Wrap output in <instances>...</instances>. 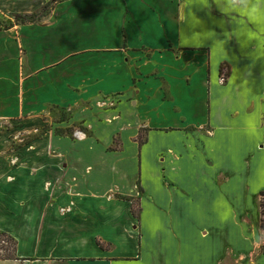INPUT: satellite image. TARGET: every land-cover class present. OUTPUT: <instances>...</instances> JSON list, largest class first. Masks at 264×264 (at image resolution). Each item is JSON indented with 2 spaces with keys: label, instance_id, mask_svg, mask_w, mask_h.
Segmentation results:
<instances>
[{
  "label": "crops",
  "instance_id": "crops-1",
  "mask_svg": "<svg viewBox=\"0 0 264 264\" xmlns=\"http://www.w3.org/2000/svg\"><path fill=\"white\" fill-rule=\"evenodd\" d=\"M49 1L0 30V264H264V0H0V17Z\"/></svg>",
  "mask_w": 264,
  "mask_h": 264
},
{
  "label": "trees",
  "instance_id": "trees-1",
  "mask_svg": "<svg viewBox=\"0 0 264 264\" xmlns=\"http://www.w3.org/2000/svg\"><path fill=\"white\" fill-rule=\"evenodd\" d=\"M54 2L49 1L43 8L42 10L37 13V14H32V15H15L12 17V21H10V23L7 26L1 27L0 30H8L10 29V27H13L14 25H24V24H33V23H37V22H41L43 20H45L46 18L49 17L50 13H51V9L53 7ZM224 71V72H223ZM229 67H227L226 65H221L220 67V74L221 76L223 75L225 77V79L229 76ZM47 128H44L42 131H46ZM77 131L80 133H83L87 136L91 135V132L83 127L82 125L77 127ZM62 132V134H65L67 136H69L71 139L74 138V133L75 131L71 128V129H67L64 131H59ZM42 133V132H41ZM141 136H139V142H141ZM261 196H263L264 199V192L261 193ZM264 208V206H263ZM131 212L133 214L134 217L139 218V212H140V208L138 206V203L136 201L132 202V206H131ZM2 237H4L5 239L9 240L12 242L13 244V250H12V254L11 256H5V257H1L0 256V260H5V259H12L13 258V251H14V247H15V242L11 239L8 238L6 235L2 234ZM101 247H103L102 244H99Z\"/></svg>",
  "mask_w": 264,
  "mask_h": 264
},
{
  "label": "rangeland",
  "instance_id": "rangeland-1",
  "mask_svg": "<svg viewBox=\"0 0 264 264\" xmlns=\"http://www.w3.org/2000/svg\"><path fill=\"white\" fill-rule=\"evenodd\" d=\"M10 21V18H7V17H0V28L1 27H4V26H7L8 25V22ZM224 72V71H223ZM225 81V77L222 75L221 76V79H220V82L223 83ZM64 116H66L64 114ZM4 126V125H3ZM6 126H9V125H6ZM32 135H35V133H33ZM31 135V136H32ZM30 137L29 135H18V138L19 139H26ZM256 202H257V210H258V213L260 215L259 217V222H258V227L260 228V231H264V199L261 197V199H259V197L257 196L256 197ZM264 246V245H263ZM263 248V247H261ZM12 250H13V244L11 241L5 239L4 237H2L0 235V256L1 257H5V256H11L12 254ZM236 262V260H235ZM233 264V263H231ZM235 264H243V262H240V263H235Z\"/></svg>",
  "mask_w": 264,
  "mask_h": 264
},
{
  "label": "clouds",
  "instance_id": "clouds-1",
  "mask_svg": "<svg viewBox=\"0 0 264 264\" xmlns=\"http://www.w3.org/2000/svg\"><path fill=\"white\" fill-rule=\"evenodd\" d=\"M218 7L223 11L225 8L228 9L226 14L229 16H239V15H251L255 16L256 12L252 11V6L249 4L248 0H218Z\"/></svg>",
  "mask_w": 264,
  "mask_h": 264
},
{
  "label": "built area",
  "instance_id": "built-area-1",
  "mask_svg": "<svg viewBox=\"0 0 264 264\" xmlns=\"http://www.w3.org/2000/svg\"><path fill=\"white\" fill-rule=\"evenodd\" d=\"M263 198V197H262Z\"/></svg>",
  "mask_w": 264,
  "mask_h": 264
}]
</instances>
